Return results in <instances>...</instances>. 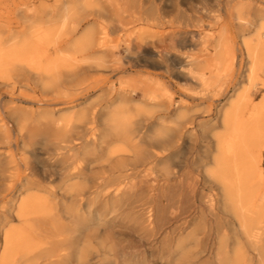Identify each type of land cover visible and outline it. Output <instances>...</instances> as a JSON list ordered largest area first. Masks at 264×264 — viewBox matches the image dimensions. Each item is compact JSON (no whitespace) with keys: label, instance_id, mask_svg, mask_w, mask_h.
Instances as JSON below:
<instances>
[{"label":"bare ground","instance_id":"bare-ground-1","mask_svg":"<svg viewBox=\"0 0 264 264\" xmlns=\"http://www.w3.org/2000/svg\"><path fill=\"white\" fill-rule=\"evenodd\" d=\"M143 1L155 19L180 22L170 49L135 36L153 66L199 88L180 102L148 78L140 102L120 88L105 104L73 103L88 73L116 61L110 32L130 53L118 0L16 10L21 27L0 47V76L12 78L0 114V264H117L114 244L131 236L123 246L141 244L159 264H264V0ZM53 35L65 54L43 58ZM41 133L54 147L38 151L30 139ZM197 139L202 157L174 159ZM36 208L46 212L30 216ZM40 218L62 235L38 232Z\"/></svg>","mask_w":264,"mask_h":264},{"label":"rangeland","instance_id":"rangeland-1","mask_svg":"<svg viewBox=\"0 0 264 264\" xmlns=\"http://www.w3.org/2000/svg\"><path fill=\"white\" fill-rule=\"evenodd\" d=\"M54 2L55 0H0V47L3 50L6 49L9 43L6 42L5 39H7L11 32L14 33L21 27L16 22L17 17L15 15V12L17 9H24L27 7H33L37 9L48 8ZM118 4L120 9L118 11V14L121 15L120 17L122 21L127 22L126 32L128 34L127 41L128 46H130V53L128 55L125 54V51L123 50V41L118 38L117 34L110 32L106 38V42L110 45H114L113 55L111 56V58H116V61L111 64V69L108 68L106 70L88 73L85 76V84L87 85V87L83 91V95H78L77 92L72 90V92L74 91L73 93L76 94L77 98L73 103L78 102L79 100H81L80 102H82L87 98L86 102L92 99L94 100V102L100 101V103L105 104L107 102V98L105 96L106 93L110 94L112 98H115V95L120 88L130 93L135 102H140L142 100V89L147 87L146 82L148 78L158 79L161 83H163L165 88L172 95L174 101L180 102L183 94H194V92L196 93L199 88H185L182 84L171 78L169 74L161 72L157 67L153 66L151 61L142 57L141 51L147 49V47L139 46L138 40L135 39L136 35L142 36L146 39L152 38L156 41H161L160 44L164 45V47H166L167 49H170V47H172L173 44L175 45L176 42L173 31L177 29V27L180 25V22L176 23L175 21V25L171 26L166 22H161L160 20L155 19V15H153V12L149 9L151 4L150 2H144L143 0H118ZM46 27L49 28L47 24ZM56 41L57 43H55ZM58 41L59 39L56 37V35H53L51 37V40L43 45L42 51L45 54L43 58H45L46 55L52 58L58 57V54H65L55 50V47L53 45L59 46L61 42ZM44 48H46V50H44ZM61 49L63 50V46H61ZM171 50L173 49L171 48ZM174 50H176V48ZM69 61L71 60L68 59V62ZM66 66L67 64L62 63L59 69H67ZM122 81L123 84L121 83ZM0 82H3V84L0 83L1 114V103L9 100V96L12 95L10 88L12 78L3 74L0 76ZM13 90L15 91L16 87H14ZM263 94V91H261L255 100L257 102L260 101ZM101 95L102 98H100ZM79 96L81 97L79 98ZM30 140L33 142L38 151L52 148L55 144V141L52 138H47V136L43 133L31 137ZM204 144L205 141L203 142L201 141V139H197L195 145L191 146L190 148H184L183 145V148L179 151L178 154L174 156V159L178 160V158H180L182 155L187 156L188 160H190L191 158L197 159L199 157H202L203 154L207 151V148ZM183 170H186V168H184ZM172 182L174 181H171L169 183ZM53 184L54 183H46V185L49 186H53ZM29 193L35 194L38 199H42L44 196H46L43 191L30 190ZM45 212L46 210L39 211V209L36 208L34 212L30 213V216L38 217ZM82 214H86L85 209L82 211ZM141 215L144 216V212H141ZM41 219L44 220V218H40V222ZM111 220L112 218L107 219L106 222H108V224H106L103 228L110 229ZM125 224V222L122 223V225ZM142 224L146 223L144 222ZM42 229H44V231H42ZM36 230L42 235H45L50 231H52V233L56 237H60L62 235L56 226H52L46 223L45 225L44 223H42V226H38ZM166 230H168L167 225H164L159 229L156 244L159 243V240L164 236ZM59 233L61 234L60 236H58ZM129 240H134L135 242H137V238L133 236L123 237L120 240H116V242L118 243L114 244V250L117 256V264H137L135 259L137 255L140 256L142 253L143 255H145V257H147L148 251L141 244L137 243L135 247L123 246L124 243L128 242ZM127 255H134V257L124 258V256ZM205 258L206 255H203L200 257V260L202 261ZM147 260L148 264H159L158 261H152L148 257Z\"/></svg>","mask_w":264,"mask_h":264}]
</instances>
